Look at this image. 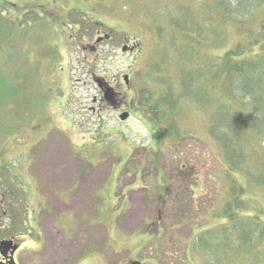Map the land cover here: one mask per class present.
Instances as JSON below:
<instances>
[{
	"label": "rangeland",
	"instance_id": "obj_1",
	"mask_svg": "<svg viewBox=\"0 0 264 264\" xmlns=\"http://www.w3.org/2000/svg\"><path fill=\"white\" fill-rule=\"evenodd\" d=\"M216 1L0 0L11 20L43 17L52 28L43 49L59 54L51 61L30 54L45 112L36 102L12 106L30 114L24 123L1 113L11 129L0 139V217L6 210L20 226L19 264H215L195 242L226 223L220 214L232 196L208 112L185 100L176 116L182 140L164 144L163 127L137 106L140 85H126L124 75L135 81L156 48L169 46L167 34L156 43V27L189 12L203 25V8ZM98 38L104 42L93 51ZM241 40L231 27L216 54ZM125 46L136 52L123 53ZM175 52L164 65L172 76ZM107 85L111 102L102 94ZM124 112L130 118L122 122ZM236 176L246 186V214L264 221V189Z\"/></svg>",
	"mask_w": 264,
	"mask_h": 264
},
{
	"label": "trees",
	"instance_id": "obj_2",
	"mask_svg": "<svg viewBox=\"0 0 264 264\" xmlns=\"http://www.w3.org/2000/svg\"><path fill=\"white\" fill-rule=\"evenodd\" d=\"M212 6L203 8L206 15L203 25L195 23L194 13L189 12L171 18L167 27H156V43L167 34L171 40L169 46L157 47V54L152 53L144 70L137 73V82L129 76V84L140 85L137 106L163 127L164 144L182 140L176 116L185 100L208 112L209 133L220 146L229 168L227 177L232 198L220 214L226 223L202 233L195 245L209 251L215 264H264V221L257 213L246 214L248 203L242 199L246 186L236 176L239 174L257 188L264 189V0H217ZM2 11L0 139L11 129L1 120V113L7 111L24 123L30 114L16 111L12 106L21 108L24 103L36 102L42 114L47 108L39 95L38 64L30 61L32 50L37 53V61L47 57L51 61L59 56L56 47L50 51L43 49L48 43L46 34L52 29L43 17H32L34 13H31L14 21ZM255 23L254 31L251 26ZM231 27L236 29L241 42L221 55L216 54V50L224 48ZM254 46H261L256 55L251 53ZM170 50L176 51L179 66L175 76L164 71ZM12 60L14 64L9 65ZM10 70L16 74L15 78ZM152 85L157 89L152 90ZM102 94L105 101L111 102V87L107 85ZM8 106L18 114L10 112ZM40 124L35 126L36 130ZM17 125L20 127V123ZM12 225L9 213L1 218L0 242L13 238V232L20 229L17 224V230Z\"/></svg>",
	"mask_w": 264,
	"mask_h": 264
},
{
	"label": "water",
	"instance_id": "obj_3",
	"mask_svg": "<svg viewBox=\"0 0 264 264\" xmlns=\"http://www.w3.org/2000/svg\"><path fill=\"white\" fill-rule=\"evenodd\" d=\"M134 48L135 47L129 48L128 46H125L122 48V52L123 53H127L128 51L133 52ZM124 81H125L126 85H129V76L128 75L124 76ZM129 116H130V114L128 112H125L122 115H120V120L122 122H125L126 120H128ZM19 248H20V245H18V244L15 245L12 240H5V241H2L0 243V252L11 254V260L12 261L10 262V264H14L13 256Z\"/></svg>",
	"mask_w": 264,
	"mask_h": 264
},
{
	"label": "flooded vegetation",
	"instance_id": "obj_4",
	"mask_svg": "<svg viewBox=\"0 0 264 264\" xmlns=\"http://www.w3.org/2000/svg\"><path fill=\"white\" fill-rule=\"evenodd\" d=\"M103 42H104V39L103 38H98L97 39V43L94 44V45H92L91 46V49L93 51H96V49L98 48V46H100V44H102ZM134 52H135V50H134ZM134 52H131V53H134ZM128 53H130V52H128ZM4 203L5 202L2 201V203L0 205V208L1 207H4ZM4 215L5 216H8V212L5 211L4 212ZM6 240H16L17 241V238L14 237V238L6 239ZM20 249H21V246H20ZM20 249L13 256L14 264H19V261H18V257L17 256H18V253H19ZM11 261L12 260H11V254L10 253H2V252H0V264H10ZM130 264H139V263L138 262H132Z\"/></svg>",
	"mask_w": 264,
	"mask_h": 264
}]
</instances>
